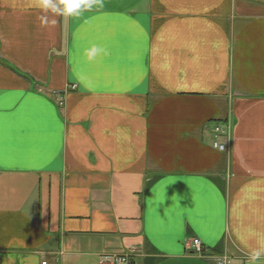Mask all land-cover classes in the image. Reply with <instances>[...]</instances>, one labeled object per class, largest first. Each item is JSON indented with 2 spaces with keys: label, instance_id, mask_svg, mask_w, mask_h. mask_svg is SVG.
Listing matches in <instances>:
<instances>
[{
  "label": "crops",
  "instance_id": "1",
  "mask_svg": "<svg viewBox=\"0 0 264 264\" xmlns=\"http://www.w3.org/2000/svg\"><path fill=\"white\" fill-rule=\"evenodd\" d=\"M38 2L0 0V264H264V0Z\"/></svg>",
  "mask_w": 264,
  "mask_h": 264
},
{
  "label": "clouds",
  "instance_id": "2",
  "mask_svg": "<svg viewBox=\"0 0 264 264\" xmlns=\"http://www.w3.org/2000/svg\"><path fill=\"white\" fill-rule=\"evenodd\" d=\"M93 3L94 0H59V4L55 3L54 0H39L37 6L45 11L51 10L57 15L78 16L81 8L90 9L93 7ZM102 52H104V49L94 45L87 50L86 55L91 60ZM259 254V252L256 253L257 256Z\"/></svg>",
  "mask_w": 264,
  "mask_h": 264
},
{
  "label": "built area",
  "instance_id": "3",
  "mask_svg": "<svg viewBox=\"0 0 264 264\" xmlns=\"http://www.w3.org/2000/svg\"><path fill=\"white\" fill-rule=\"evenodd\" d=\"M232 129V123L230 120H227L223 124H219L215 129L216 141L213 144V148L223 152L230 153V145L228 142V138L230 137V132ZM192 248L195 249L198 253L203 255L205 252L203 251L202 244L199 240H196L192 244ZM112 264H130V257L126 255H113L110 257H105ZM46 264V263H44Z\"/></svg>",
  "mask_w": 264,
  "mask_h": 264
},
{
  "label": "rangeland",
  "instance_id": "4",
  "mask_svg": "<svg viewBox=\"0 0 264 264\" xmlns=\"http://www.w3.org/2000/svg\"><path fill=\"white\" fill-rule=\"evenodd\" d=\"M62 102H63V101H62ZM62 102H60V103H62ZM60 103H59V104H60Z\"/></svg>",
  "mask_w": 264,
  "mask_h": 264
}]
</instances>
